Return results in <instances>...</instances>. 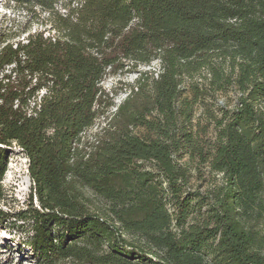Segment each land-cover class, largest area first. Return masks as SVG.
Instances as JSON below:
<instances>
[{"label":"trees","instance_id":"obj_1","mask_svg":"<svg viewBox=\"0 0 264 264\" xmlns=\"http://www.w3.org/2000/svg\"><path fill=\"white\" fill-rule=\"evenodd\" d=\"M10 1L48 14L56 32L0 30V203L14 147L33 182L0 224H30L19 243L34 263L264 264V0ZM154 62L116 106L105 80ZM203 72L214 91L241 93L211 144L191 129V103L177 107L182 80ZM183 154L222 182L185 193Z\"/></svg>","mask_w":264,"mask_h":264},{"label":"rangeland","instance_id":"obj_2","mask_svg":"<svg viewBox=\"0 0 264 264\" xmlns=\"http://www.w3.org/2000/svg\"><path fill=\"white\" fill-rule=\"evenodd\" d=\"M61 13H64L63 11ZM54 19L41 10L25 9L10 0H0V30H11L13 34H21V39L26 35L24 32L46 31L49 36L56 34ZM159 70V63L154 62L150 66H139L132 71L108 77L103 83V88L116 106L122 103L129 94V86L136 83L143 72L154 73ZM210 75L207 72L196 75L194 78H185L181 82V95L177 103L178 108H183L185 102L191 103L192 122L191 129L198 134L207 144L215 140L216 123L223 115V111L233 110L241 96L237 88L233 87L226 91H214L210 85ZM116 111L112 108L108 114ZM154 115L151 119H154ZM107 125V121L101 118L96 126L88 131L82 142H93ZM138 136L147 133L145 128H138L134 132ZM208 146V145H207ZM208 148V147H207ZM206 148V150H208ZM183 166H188L190 182L184 188L185 193L207 192L222 182V175L211 171L208 164H202L199 158H192L189 154H183L177 158ZM143 169L157 172L154 164L142 163ZM3 186L6 197L0 203V209L5 213L14 214L25 208L26 200L33 188L28 162L20 150L14 147L11 150L9 167L4 178ZM165 187L167 184L164 185ZM86 197L91 202V208L102 214L109 213V202L94 194L90 189L85 191ZM169 213L175 219L177 208L169 206ZM190 221V220H189ZM188 221V222H189ZM14 219L0 224V264H35L34 256L25 248L19 240H26L30 234V224L21 226L14 225ZM19 227V228H18ZM177 231V229H175ZM131 238L137 242H143L141 236L134 235Z\"/></svg>","mask_w":264,"mask_h":264}]
</instances>
